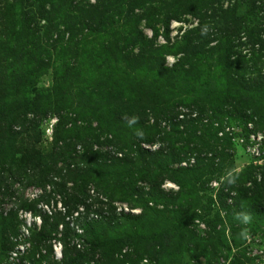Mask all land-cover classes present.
Masks as SVG:
<instances>
[{"label": "trees", "instance_id": "16d2710c", "mask_svg": "<svg viewBox=\"0 0 264 264\" xmlns=\"http://www.w3.org/2000/svg\"><path fill=\"white\" fill-rule=\"evenodd\" d=\"M66 1L68 0H40L34 5L38 8L29 17L33 26L29 27L25 34V38L29 39V48L18 50L17 59L21 60L17 63L21 64L18 83L11 84L8 76L0 80V173L2 170L6 171L10 182L24 178V185L44 188L45 183L49 181L48 175L52 172L58 177V181L50 184L62 195L67 214L70 215L71 211L77 212L81 205V212L92 211L96 217L85 223L86 218L81 212L73 216V221L85 228V233L86 229L88 233H92L98 224L103 222L96 210L97 197L88 203L85 202L88 184L94 187V192L98 191L102 196L104 194L109 201L117 198L126 201L130 207H139L141 212L129 217L136 221H141L147 216L146 213L161 212L150 208L148 202H166L170 199L174 203L178 201L177 196L182 195L185 201V205H182L184 211L178 215L177 221L170 219L169 228L164 232V237L167 238L165 239L170 241L168 259L172 263L177 260L179 253L182 254L186 242L190 244L191 256L200 253L207 255V247L211 246L215 250V243L229 248L221 233L224 229L223 216L220 217L217 211L208 215L203 211L197 214L194 210L195 205L204 208L201 205L203 200L212 201L213 198L206 196V192L212 190L208 183L226 171L230 174L216 190V199L225 212L227 222L230 225H234V222L240 223V217L245 213L257 220L252 222L254 230H260L259 222L264 223V165L256 168L248 164L234 171L232 159L228 161L225 169L223 156L215 163L216 150L231 151L234 146L228 137L218 138L217 127L212 124L226 117L228 121L238 120L242 130L250 123L247 121L254 124L253 131L260 128L258 119L254 121L251 118L255 115L261 117L256 113V104L264 109V0H230L229 6L224 9L220 5L222 0H93L92 3L88 0H69L70 4L64 8L69 13L76 11L74 15L70 13L72 25L66 30H58L53 15L64 12L61 4ZM174 3H180L184 8L182 12L195 17L196 25L180 35L170 37L167 23L170 19H178L181 14L179 11L177 14L160 12L153 22H150V18L154 12L152 6L166 9ZM243 3L245 8L240 12L239 7ZM207 10L210 12L206 13ZM38 20H43L45 24L37 26ZM141 20L152 30V36L146 37L143 34L139 27ZM157 22L162 25L159 37L163 44L155 42ZM96 39L98 45L94 52L96 54L101 51L103 55L102 61L99 62L94 59L95 54L88 46L91 42L95 45ZM212 41L214 42L211 43ZM244 47L246 53L241 51ZM164 53L173 54L175 57L169 67L162 65ZM53 57L58 58L61 73L54 76L50 88L46 89L45 93L36 90L32 98H24L23 85L20 84L28 82L31 85L34 77L51 67ZM211 58L217 63L214 71H210L209 65L202 62ZM117 60L141 66L144 72L154 70L155 79L143 81L125 74L120 81L116 79L119 70L110 67L116 77L110 76L112 80L109 83L103 84L98 80V87L88 91L86 87L73 86V83L77 82V64L80 66L86 61L105 67L106 63ZM203 66L207 69L203 70ZM119 83L122 91L117 97L118 100L110 104V108H89L83 103L86 98H91V95L107 100L106 96L110 97ZM180 94L183 96H179ZM180 105L194 112V119H182V115L186 114L180 112ZM31 111L32 116H27ZM60 111H68V115H61L58 113ZM52 112L56 113L52 127L53 138L51 150L45 153V156L51 155L56 163L71 160L78 165H67L61 171L56 168L54 161L45 167L41 156L31 150L24 151L18 158L9 156L20 137L31 139L32 142L38 141V118ZM178 115L181 120H175ZM149 117L154 120L150 125L147 124ZM74 118L82 120V125L76 126ZM161 120H168V125L171 126L168 131L159 128L157 121ZM220 121L217 124H220ZM92 122L94 126H91ZM67 123L69 127H65ZM180 125L185 128V133L183 143L178 147L180 150H176L174 146H177L176 142H180L182 133L177 128ZM34 129L37 135L34 134ZM123 132L129 135L122 136ZM260 136L258 141L262 146L264 135ZM171 138L172 142L169 140ZM154 141L160 145L155 150L149 151L139 146L140 143L147 145ZM76 143L83 148L80 154L72 150ZM92 145L96 146V150L92 151ZM108 146L117 148L122 156L117 160L109 159L108 164H105ZM5 149H9V153H6ZM200 152L204 155L211 152V157L197 155L190 167L168 168V164L181 159L180 153L186 155ZM94 166L103 167L98 178H94ZM134 166L136 170L132 171ZM256 169H259L260 173L258 181L255 179ZM28 170L29 173L26 174ZM165 179L175 183L176 192L164 194L158 190ZM138 182L147 185L148 189L142 192L144 185L141 186ZM66 183L71 185L66 187ZM7 186L11 185L8 183ZM222 187L236 192L231 198V206L224 205L227 193L221 192ZM186 193L192 195L187 196ZM134 194L136 197H133ZM1 201L0 199V204ZM8 201H11L9 197ZM23 203L20 207L30 208V204L28 206ZM234 208L240 211L235 214ZM11 213L14 211L8 212V218L0 215L2 226L3 220H8ZM194 218L199 225L207 228L204 230V237H200L188 227ZM58 221L59 218L54 217L53 222L49 223L47 218L41 217L37 231L29 228L32 245L35 246L37 242L50 237ZM217 224L221 225L218 229ZM10 228L12 229V226L8 224L0 230L1 251L12 247L7 244ZM262 228L264 230V224ZM150 240L151 246H148L149 240H145L144 251L151 249L149 256L156 258L164 251L163 244L158 243L159 238ZM63 243V255L59 263L68 264V260L74 261L75 258H66L65 242ZM101 243L103 242L98 243L94 235L92 236V245L99 246ZM135 253L138 252L135 250ZM23 257L25 256L22 254L20 258ZM239 257H232L229 264H246L245 260ZM135 260L130 262L134 263Z\"/></svg>", "mask_w": 264, "mask_h": 264}, {"label": "rangeland", "instance_id": "374dc122", "mask_svg": "<svg viewBox=\"0 0 264 264\" xmlns=\"http://www.w3.org/2000/svg\"><path fill=\"white\" fill-rule=\"evenodd\" d=\"M38 1L40 0H0V80L5 76H8V80L11 84L18 83V72L19 70H21V64H17L18 62H21V60L17 59V57L19 56L18 50H27L29 48L27 41L29 39L25 38V34L27 32V29H30L29 27L33 26L32 22H30L29 17L32 12H36L38 6L34 5H36ZM92 1L93 0H88V2L90 3H92ZM153 1L156 2L158 0ZM228 2H230V0H222L220 3L221 8L224 9L225 7L229 6ZM68 4H70L69 0L64 4H61V9H63L64 12L53 15V21L55 22L56 28L58 30H66L67 27L72 25V22H70V15H74L76 11H71V14L69 13V11L67 12L64 6H68ZM244 4L245 3H243L239 7L240 12H242L245 8ZM46 7L48 8V5ZM152 7L154 9V12L151 15L150 22H153L156 18V15H160V12L163 11H168V14H177L178 11L181 13L178 15V19H170L167 23V28L170 31V37L176 34L180 35L184 33L185 30L196 25L195 17H193L190 13L182 12L181 10H183L184 8L180 3L171 4L170 6H168L169 8L166 9H157L155 5ZM186 10L187 8L185 9V11ZM208 12H210V10L206 11V13ZM146 20L148 19L146 18ZM37 23V26H39V24H45L43 20H38ZM144 23V20H141L139 25L143 34L146 37L152 36V33L150 32L151 29L145 26ZM155 26L157 29L155 42L163 44L164 42L159 37V35L161 34L162 25L160 22H157L155 23ZM53 37L54 35H52V39H54ZM241 40H243V37L241 38ZM213 42L214 41H212L211 43ZM94 43L95 45L92 42L88 45L93 54H95L96 52L95 49L96 45H98V39H96ZM241 51L243 53H246L245 47ZM96 54H99L100 56ZM96 54L94 55V59L98 62L102 61L103 55L101 51L97 52ZM162 57V65L167 67H169V65L174 61L175 58L174 55L170 53H164ZM51 60L53 61L50 63L51 67L44 69V71H42L36 78L34 77V79H32L33 83L31 85H29L28 82L20 84L23 85L22 87L24 98H28L29 100L30 98H32L36 90H41L45 93L46 89L50 88L54 76H57L61 73V65L58 61V58L53 57L51 58ZM202 62L206 65H209L210 71H214V67H216L217 65L216 60L212 58L211 60L208 59ZM77 66L79 67L78 73L75 77L77 82L73 83V86L86 87V91L98 87V80H101V83L103 82V84H106L109 83L110 80H112L110 76L116 77V75L113 74L114 70L110 67L119 70L116 79L120 81L125 74L133 75L138 80L140 79L143 81H153L155 79V74L153 72L154 70H146L147 72H144L142 71V68H140L141 66L137 67L135 65H131L129 63L126 64L123 63V61L118 60L110 64L106 63V66L108 67H103L98 63L94 65L91 64V62L89 63L86 61L82 62L80 66L77 64ZM24 69L25 66H23V70ZM202 69L206 70L207 68L203 66ZM120 86L121 85L119 83L118 86L113 89L110 97L109 95L106 96L107 100L103 99V97L100 96L97 97L95 95H91V98H86L83 103L86 106H89V108L108 109L110 108L111 103H114L118 100L117 97L120 95V91H122V89H120ZM179 96L182 97L183 94H180ZM179 109L180 112L186 114L185 116L182 115V119H187L190 117L193 118V115H195L192 114L194 112L188 111V107L185 108V106L180 105ZM255 109L257 111L256 113L261 115L260 118H258V116L256 115L255 116L257 118L255 116L251 118L254 121H257L258 119V121L260 122V128L255 129L256 132L252 129V126H254V124H252L251 121H247L251 124H246V131L245 129H241L242 126L239 125L238 120H235L237 122H232L228 121L226 117H223L222 119H220L221 121L218 120L220 121V124H217L218 121L213 122V127H217L216 136L218 138H222V136L228 137L234 146L233 150L231 151L224 149L222 150V152H218V150H216L217 154L214 158L215 163H218L223 156L225 169L227 167L228 161L232 159L234 171H238L248 164H251L256 168L264 165V144L260 146L259 141H250V136L253 134L262 136L264 135V109L259 107L257 104L255 106ZM27 110L30 111L31 109ZM58 113L61 115H68V111H60ZM32 114L33 113L31 111V113H28L27 116L31 117ZM55 114L56 113L52 112L50 114L47 113L44 116L39 115L41 117L38 118L40 121H38L39 124L38 127H36V129H38V141L32 142L31 139L27 140L24 137H20V140L16 141L13 153L9 154V156L14 155V158H18L23 154L24 151L31 150L37 152L38 156H41L42 160L44 161L45 167L51 165V163L55 160L51 158V155H47L46 157L45 153L51 150V143L53 138L52 122L54 123L55 121ZM69 115L71 117L73 116L72 114ZM180 117L181 116L178 115L175 120H181L179 119ZM74 122L76 123V126L82 125V120L80 119L74 118ZM153 122L154 120L149 117L147 124L150 125ZM157 122L159 128H164V130L167 131L171 128V126L169 127L168 125V120H161ZM91 126H94L93 122L91 123ZM65 127H69V124L67 123ZM177 128L179 131H182V133L181 139L179 140L180 142H176L177 146L174 147L176 148V150H180L178 149V147L181 143H183V134L185 133V128H181V125ZM34 134L37 135L35 129ZM128 135L129 133L127 132L122 133V136ZM258 138L259 136H256V139ZM169 140L172 142V138ZM158 145L159 144L156 141L151 142L150 144L147 143V145H145L144 143L139 144L140 147L149 151L155 150ZM217 146L220 148L218 144ZM90 148H92V151L96 150L95 145H92ZM106 149L108 150V154L106 155V162H104L105 164H108L109 159L117 160V158H120L122 156V153L113 146H108ZM72 150L75 151V153L77 152L76 154H80L83 148L79 143H76ZM5 152L9 153V149H5ZM197 155H199L200 157L209 158L211 157V152H207L205 153V155L203 152L193 154L191 153L186 155L180 153L181 159L177 162L168 164V168L173 169L177 167H190L194 164L195 157ZM87 158H89V156ZM69 161L71 160H61L57 163L55 161L54 165L56 163V168L60 169L61 171L65 169L67 165H78L74 161ZM5 167H7V165H5ZM102 168V166L92 167L94 178H98L100 176V169ZM134 170H136L135 166L132 167V171ZM255 172V179L258 181L260 180L259 169H256ZM27 173H29V170L26 171V174ZM7 174L8 173L6 171L4 172L3 170L0 173V179H2L0 180V199L2 200L0 204V215L6 216L8 218V212L14 211V213H11L8 220H3V226H8V224L12 226V229L10 228L9 232L7 233V244L11 245L12 247L6 251L0 250V264H18L16 263L15 258L11 256V252L13 251V248L17 243L16 241H14V238H17L18 235L20 236L19 228L25 220L24 216L28 214L29 217H35L32 219L35 222L37 220V216L39 217L40 221L41 217L47 218L49 223L53 222L54 217L59 218V221L55 230L51 232L50 237L37 242L35 246H33L31 243L32 238L29 233L26 237H24V240L27 242V247H25L23 250V255L25 257L19 259L20 261L23 260V264H60L59 261L62 258L64 249L63 242H65L66 258H75L74 261L72 259L68 260V264H229L232 257L239 256V258H243V260H245L246 264H264V230L262 228L264 223L259 222L260 230H254L252 222H257V220H254L253 218L249 217L248 214L244 213L242 214V217H240V223L234 222V225H230L225 218L224 210H222V208H220V206L218 205V200L216 199V190L219 189V185H222L224 179L230 174L228 171H226L224 174H221V176H218L217 178H212L209 181L208 184L210 187L212 186V190L206 192V196L213 198L212 201L207 202L205 201V199L201 202V205H203L204 208H198V205H195L194 210L195 212H197V214H201V212L203 211L208 215H213L215 214L214 212L217 211L220 217L223 216L224 222L222 224V227H224V229L223 231H221V233L223 235L222 237L228 242L229 248H223L221 245L215 243V250L212 249L211 246L207 247V252H209L207 255L200 253L195 254V256H191L192 254L190 251V244L189 242H186L185 247H183L182 254L179 253V255L177 256V260L173 263L169 262L168 259V251L169 248H171V245H169L170 241L166 240L167 238L164 237V232L169 228L171 220L173 222L177 221L179 217L178 215L184 211L182 210L184 208L182 207V205H185V201L181 197L182 195L177 196L178 201L174 203L171 202L170 199H167L166 202H164L163 200H153L154 203H152L151 201L148 202V206L150 208H153L156 211L159 210L161 212L146 213L147 216H145L141 221H136L131 220L129 217L138 215L141 212V209L139 207H130L126 203V201H121L117 198L109 201L104 194L103 197L102 195L98 194L100 192H94V187L91 184H88V195H86L85 202L88 203L95 196L97 197L98 201L96 202V210L97 212H99L97 214L100 215V220L102 219L103 222L99 223L98 227L92 233H88V229H86L85 233V228H83L82 226L77 225L76 229V223L72 219H70V215L72 216V211L70 215L67 214L66 207L62 202V195L56 192V189L54 190L52 188L53 186L50 184V182L58 181V177L54 176L52 172L49 173V181L45 183L44 188L33 185H24V178L15 179V181L11 180L10 182ZM8 183L11 186L8 187ZM109 183L113 184L112 181H109ZM138 184L141 186L144 185V190L142 192H145L148 189V186L144 183L138 182ZM70 185L71 183H66V187ZM227 189V187H222L221 189V192L223 194L227 193L224 205L231 206V198L232 196H235L236 192L233 190L229 191ZM158 190L162 191V193L164 194H168L170 192L174 193L177 191V186L174 182L165 179L161 183ZM189 194L192 195V193H186L187 196H189ZM134 196L136 197L135 194L133 195V197ZM8 197L11 201H8ZM22 202H24L23 204L27 205L30 204V208L20 207ZM10 208L13 209L9 211ZM235 209L237 208H234L235 214L240 211L238 209ZM81 214H83V216L86 218L85 223L96 219V217L92 215V211H85V213L81 212ZM31 223L32 222L30 221V225ZM3 226L0 224V230L3 228ZM219 226L221 225L217 224L216 228L218 229ZM188 227L191 228L200 237L205 236L204 230H206L207 228L199 225L198 221H196V218L192 220L191 224ZM29 228L35 229V231H37L39 227L37 228L34 223V226ZM79 229L80 231H78ZM93 235L98 243L100 241L103 243H101L99 246L92 245ZM152 238H159L158 243L161 242L164 248V251H162V253H160V255H158L156 258H152L149 256V253L152 252L151 249L148 251H144L145 240H149L147 241V243L149 244L148 246H151L152 243L150 241L152 240L150 239ZM57 249H59V254L57 253ZM135 250L138 253H135ZM58 256L59 259L56 258ZM125 257H127L126 260L124 259ZM132 259H136L134 263L130 262ZM76 260L77 262H75Z\"/></svg>", "mask_w": 264, "mask_h": 264}, {"label": "built area", "instance_id": "2783aa9c", "mask_svg": "<svg viewBox=\"0 0 264 264\" xmlns=\"http://www.w3.org/2000/svg\"><path fill=\"white\" fill-rule=\"evenodd\" d=\"M52 124H53V122H52ZM253 136H255V135H251L250 136V138H251L250 141H252V140L253 141H258L260 139V137H261L258 134L256 135V136H259L258 139H256V136L255 137H253ZM82 209H83V207L80 205L79 208H78V211L77 212H73L72 213V216H70V219H72L73 216H75L76 214H78L79 211H82ZM28 215L24 216L25 217V220H24L23 224L19 228V231H20L19 234H20V236L18 235L17 238H14V241H16L17 243H16V246L13 248V251L11 252V256L15 258V261L18 264H23L22 263L23 260L20 261L19 259H20V256L23 254L24 248L27 247V242L24 240V237H26L27 234L29 233L28 232L29 227H33L34 226V223H35L36 227L38 228L39 225H40V223H41V221L39 220V217L38 216L36 217L37 220L35 222V221L32 220L35 217L32 218V217H29ZM29 220L32 222L31 225H30V221ZM76 229H77V224H76ZM78 231H80V229ZM57 253L59 254V249H57ZM56 258L59 259V256L56 257Z\"/></svg>", "mask_w": 264, "mask_h": 264}]
</instances>
